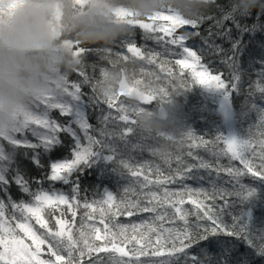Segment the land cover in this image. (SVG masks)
I'll list each match as a JSON object with an SVG mask.
<instances>
[{
  "label": "snow or ice",
  "instance_id": "6c2138e0",
  "mask_svg": "<svg viewBox=\"0 0 264 264\" xmlns=\"http://www.w3.org/2000/svg\"><path fill=\"white\" fill-rule=\"evenodd\" d=\"M229 8V0H216L212 11L217 12V16L200 22L171 15L167 19L143 22L128 19L133 32L143 30L144 40L153 41L161 50L137 44L134 37L129 36L119 42L121 50L116 52L125 60L131 59L144 67L152 66L145 67L147 71L142 77L158 70L168 80L180 79L186 83V94L200 86L220 92L225 104L234 96H242V114L256 116L244 134L217 131L215 138L209 140L190 129L183 144L191 141L187 152L191 160L177 155L175 169L170 159L166 160L169 171L165 174L159 167L135 158L134 154L145 152V147L135 138L134 121L127 114L126 104L116 98L99 97L95 76L89 75L82 66L76 72L78 79L65 83L62 97L44 100L26 116L21 133L15 139L17 149L30 150L26 159L36 168L43 167L41 159L46 153H54L59 148H66L70 156L51 162L43 177L34 178L25 171L18 156L11 164L0 158V194L5 197L0 198V264H144L140 260L147 255L143 249L160 245L165 233L175 235L180 242L179 247L173 244L159 253L167 256L165 264H259V260H264V230L252 225L248 211L257 189L264 191V40L259 42V56L249 52L256 35L264 33V12L224 17L223 13ZM251 17H255L251 24L243 23ZM209 21L215 24L207 30L206 36H202L199 28ZM228 22L234 26L235 35L232 27L227 26ZM216 25L219 28L213 31ZM185 26L191 31L177 32ZM193 38L200 39L199 47L195 42L189 43ZM217 40L225 41L229 47L225 48ZM67 43L78 60L92 51L99 53L81 47L78 42ZM246 53L248 67L244 68ZM217 62L229 69L227 82L223 72L214 67ZM249 72L255 80L250 76L245 79ZM189 80L192 88L188 87ZM140 83L141 80L136 81ZM85 86L88 92L84 91ZM133 91L138 90L129 89ZM139 95L144 103L154 98L152 93ZM96 110L99 111L98 126L90 122V113ZM53 111L67 117V122L54 119ZM62 134L68 137L67 143ZM201 147L211 151L212 160L191 150ZM224 158L227 164L222 162ZM233 162H238L239 166ZM100 170L122 178L125 182L122 196L97 190L98 199L89 202L86 191L81 195V177ZM188 180H207L209 188H192L185 183ZM44 181L67 186L70 192L42 187L32 190L31 184L42 185ZM173 184L180 187L170 188ZM12 186L31 199H14ZM194 196L197 198L193 199ZM185 203L191 204L192 210H186ZM258 203L264 206V199ZM81 208L83 218L80 227L74 230L77 211ZM169 209L173 210L174 218L183 223L182 228H163L162 224L155 223L163 222ZM97 212L104 226L103 236L100 228L87 223ZM69 213L71 221L65 219ZM117 213L129 217L137 213L153 214V223L146 225V231L156 235L155 241L144 233H139L137 238L139 226L136 224L130 226L132 236L127 235L128 225H120V231L113 232L106 220ZM224 215L231 216L230 226L225 223ZM190 216L195 217V223L189 221ZM117 237H124L132 244V249L126 251L115 243ZM102 239L105 243H96ZM44 245H47V259L41 258ZM190 249L196 251L190 252Z\"/></svg>",
  "mask_w": 264,
  "mask_h": 264
},
{
  "label": "trees",
  "instance_id": "16d2710c",
  "mask_svg": "<svg viewBox=\"0 0 264 264\" xmlns=\"http://www.w3.org/2000/svg\"><path fill=\"white\" fill-rule=\"evenodd\" d=\"M76 4L83 5L85 0L81 3V0H75ZM167 4L166 10H161L154 13L150 16L144 17H133L130 13H126L123 9L116 10V18L127 23L129 26V31L124 38L133 36L137 44L145 45L148 48L156 49L160 51L158 45L153 41H145L143 38V30L135 29L134 32L131 29V26L127 22L128 19L143 22L150 19H167L168 15L179 16L185 20L189 21H204L209 16H217V12H213L212 8L216 5V0H180L179 7H173V0H160L161 8L164 9V5ZM230 8L228 11L223 13L224 17H234V16H250L253 12H256L258 15L264 12V0H229ZM255 17H251L248 20L243 21V23L251 24L252 20ZM215 24V21H209L203 23L199 31L202 36L208 34V29ZM228 27H232L233 34H236V30L231 22H228ZM219 25L213 28V31L218 30ZM185 30L191 31L189 26L185 28L177 29L178 33H183ZM123 38V39H124ZM122 39V40H123ZM247 40L248 37H245ZM264 40V33H258L253 40L252 47L249 49V52L252 56H259L261 54L259 42ZM121 41V40H120ZM118 41L115 45L112 46H81L84 48L98 50L92 51L89 54L84 56L83 60H79V66L75 73H73L67 80L76 81L78 79L76 72L82 67L85 66L86 71L89 75L95 76L94 84L95 90L99 97L101 98H116L120 101H123L127 106V114L130 119L134 121L133 128L135 131V138L141 141L145 147V152L136 153L135 158L139 161L148 162L154 168L159 167L161 171L165 174L169 171L168 163L166 160L170 159L172 169L176 167L175 157L181 155L185 160L190 161L191 158L187 156L189 151V143L191 141H186L183 144L184 139L186 138L189 130H193L197 135L203 134L206 139L213 140L217 131L225 133L226 121L222 118L219 112V104L223 99V96L220 92L206 90L200 86L194 87L191 92L186 94V83L182 82L180 79L168 80L166 79L158 70L154 71V74L151 76H143L142 73L147 71L146 68H152V66L141 65L138 62H134L131 59L125 60L121 57L116 51L121 50L119 48ZM75 42V41H73ZM200 46V39L193 38L189 43H193ZM217 43H223L224 47L227 48L229 45L225 41L217 40ZM111 52V54H108ZM213 60L218 58L213 57ZM248 53L244 56L243 67H248ZM95 65V68H93ZM214 67L220 69L224 76L225 82L230 78L229 69L224 65L219 64L218 62L214 64ZM258 68L259 65H256ZM255 80V76L249 72V75L245 77L247 80ZM124 79L125 82L132 87H135L139 90V93H152L153 99L150 103H144L140 99V95H121L122 92L119 91V83ZM137 80H141L140 84H136ZM65 82V83H66ZM188 87L192 88L191 81H188ZM64 88L58 96L53 98H60L64 95ZM245 90H247V85H245ZM84 91L88 92L89 89L87 86L84 87ZM232 106V116L233 124L236 128L238 135H243L245 130L248 128L251 120H255L256 116L253 114L251 117H246L242 114L241 109L243 107L244 99L242 96H234L231 98ZM39 104V103H38ZM35 105L31 112L23 115L19 124L13 127L10 131H0V158H2L6 163L11 164L15 161L16 156L22 162V166L25 168V171L29 174L30 177H43L48 171V165L53 161H60L70 156V153H67L66 148H59L54 153H46L45 156L41 159L43 167L36 168L35 165H32L26 158L30 154L29 149L20 148L17 149L15 145V139L18 133H21L22 126L26 116L32 113L36 108ZM54 119H57L61 123H66L68 118L62 117L59 115L58 111H53L51 113ZM98 116L99 111L96 110L90 113V122L94 126H98ZM256 132L255 129H253ZM258 135V133H256ZM66 143L68 142V137L63 135ZM29 139L32 137L29 135ZM221 146H223L221 144ZM194 153H199L207 160H212L213 156L210 150H205L204 148H192ZM223 163L227 164L228 161L226 158L222 160ZM236 163L237 166L238 162ZM204 174V173H202ZM226 178V177H225ZM104 181V183H101ZM185 183L192 187H205L209 188L207 180L203 182L188 180ZM125 182L118 174L115 173H106L104 170L97 171L96 174L89 173L86 177H81V195L84 194V191L87 192V197L89 202L94 199H98L96 196V191H111L113 193H118L120 196L123 195L122 188ZM33 191L39 190L41 187L44 190H54L62 191L65 193L70 192V188L62 184L50 181H44L42 185L31 184L30 185ZM170 188L176 189L179 188V184L169 185ZM11 194L14 199H25L30 200L31 197L26 194H22L19 189L15 186L11 188ZM0 198L3 197L0 194ZM197 197H193L196 199ZM203 199V197H199ZM264 199V191L257 189V192L252 201L249 202L251 207L249 208V217L252 222V225L259 230H264V206H259V201ZM219 203V201H218ZM183 207L186 210H192L193 206L191 204L185 203ZM83 209L77 211V216L75 220L74 230L80 227L81 220L83 218ZM94 219L87 221L89 224H93L95 227L101 229V236L104 235L103 224L100 223L99 213H94ZM153 214L151 213H137L133 216H126L116 214L111 219H107L106 222L109 225V228L113 232L120 231V225H128L127 235L132 236L133 232L131 230V225H138L137 238H139V233H144L145 237L151 235L153 241L156 239V235L146 231V225L152 224ZM65 219L71 221V214L69 213ZM223 219L225 223L229 226L232 223L230 215H224ZM191 223H195L196 219L194 216L189 217ZM142 222H145L142 225ZM156 224H162L163 228H182L183 223L179 221L178 218H174L173 210L169 209L168 217L163 222L156 221ZM38 228V226H37ZM87 230V229H85ZM42 231V230H41ZM28 244H31L30 240L25 241ZM115 243L120 244L125 248L126 251L132 249V244L124 240V237L115 238ZM144 241L142 240L141 243ZM98 244H103L105 241H96ZM175 244L177 247L180 246V242L176 239L175 235H168L165 233V236L161 240L160 245H151L146 246L143 251L147 253L146 256L140 257V260L144 261V264H165L167 256H161L159 253L166 251L167 247ZM110 246V245H109ZM190 252L196 251V249H190ZM41 258H48L47 245L42 246ZM127 259V258H125ZM258 260L259 258H253ZM259 264H264V260H259Z\"/></svg>",
  "mask_w": 264,
  "mask_h": 264
},
{
  "label": "clouds",
  "instance_id": "9594fccd",
  "mask_svg": "<svg viewBox=\"0 0 264 264\" xmlns=\"http://www.w3.org/2000/svg\"><path fill=\"white\" fill-rule=\"evenodd\" d=\"M180 0H173L179 7ZM123 9L144 17L160 0H0V131H10L38 103L58 96L80 61L68 41L112 46L129 31Z\"/></svg>",
  "mask_w": 264,
  "mask_h": 264
},
{
  "label": "rangeland",
  "instance_id": "374dc122",
  "mask_svg": "<svg viewBox=\"0 0 264 264\" xmlns=\"http://www.w3.org/2000/svg\"><path fill=\"white\" fill-rule=\"evenodd\" d=\"M130 88H135V87L129 86V85L125 82L124 79H122V80L120 81V83H119V91H120V92H124V93L129 94V95H134V94L139 95V90H138V89H137L138 91L129 92V89H130ZM223 101H224V99H222V100L220 101V104H221ZM229 132H234V133L237 134V131H236V128H235L234 124H233V123H228V122H226V126H225V134H227V133H229Z\"/></svg>",
  "mask_w": 264,
  "mask_h": 264
},
{
  "label": "water",
  "instance_id": "95a60500",
  "mask_svg": "<svg viewBox=\"0 0 264 264\" xmlns=\"http://www.w3.org/2000/svg\"><path fill=\"white\" fill-rule=\"evenodd\" d=\"M220 113L227 122L232 121V110L230 102H228L227 104L224 103L220 106Z\"/></svg>",
  "mask_w": 264,
  "mask_h": 264
}]
</instances>
